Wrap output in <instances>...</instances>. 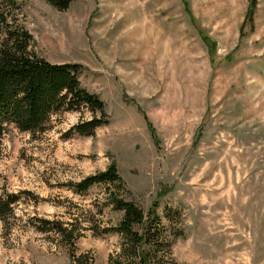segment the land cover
<instances>
[{
    "label": "rangeland",
    "instance_id": "rangeland-1",
    "mask_svg": "<svg viewBox=\"0 0 264 264\" xmlns=\"http://www.w3.org/2000/svg\"><path fill=\"white\" fill-rule=\"evenodd\" d=\"M17 1L36 52L82 65L109 124L67 139L82 118L67 113L34 139L14 128L0 138V188L31 193L12 229L0 220V264H66L30 219L87 216L103 187L68 185L113 161L129 200L148 210L163 196L162 217L181 213L178 264H264V0ZM121 217L108 208L104 221ZM77 247L109 264L120 240L86 231Z\"/></svg>",
    "mask_w": 264,
    "mask_h": 264
},
{
    "label": "trees",
    "instance_id": "trees-1",
    "mask_svg": "<svg viewBox=\"0 0 264 264\" xmlns=\"http://www.w3.org/2000/svg\"><path fill=\"white\" fill-rule=\"evenodd\" d=\"M46 1L61 11L69 9L73 2ZM248 12L252 19L254 8ZM22 15L17 0H0V138L14 128L34 139L53 130L56 118L67 113H78L82 118L64 138L94 136L99 128L109 124L104 101L83 86L82 65L52 63L36 52V40ZM199 34L206 43L212 42L205 33ZM87 112L92 116L86 120ZM1 179L0 175V187ZM68 186L78 194L101 186L104 195L85 217L69 212L68 220L30 219L38 232L47 234L58 247L66 249L69 256L66 264H96L91 252H81L77 247L86 231L94 237H119V251L110 257L109 264H178L173 248L184 235L179 225L181 213L167 207L162 217L158 208L163 196L148 210L129 200L116 162ZM22 194L31 193L16 194L5 186L0 188V220L8 229L14 226L15 206L20 203ZM108 208L122 214L118 222L104 221Z\"/></svg>",
    "mask_w": 264,
    "mask_h": 264
}]
</instances>
